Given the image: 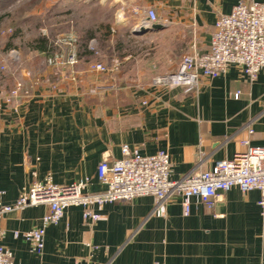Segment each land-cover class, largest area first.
I'll return each instance as SVG.
<instances>
[{"label": "crops", "instance_id": "0c3cea01", "mask_svg": "<svg viewBox=\"0 0 264 264\" xmlns=\"http://www.w3.org/2000/svg\"><path fill=\"white\" fill-rule=\"evenodd\" d=\"M241 1L264 0H40L52 10L47 22H61L68 7L78 39L77 78L72 68L48 64L0 75L2 93L17 75L38 79L34 85L29 78L31 96L13 104L0 95V200L14 203L33 182L48 178L58 185L88 178L86 191L101 192L98 166L105 156L121 158L125 144L144 155L167 151L173 179L232 159L247 149L245 140L264 147V68L251 80L231 64L223 75L202 76L190 91L153 83L186 54L209 51L218 18ZM98 5L111 17L80 28L83 8ZM147 8L156 10L162 28L139 31ZM82 39L90 53L81 50ZM91 40H100L97 50ZM93 62L111 71H93ZM260 197L259 190L234 187L208 208L194 196L186 214L180 195L162 204L139 196L95 205L96 221L84 218L82 206H71L47 227L42 252L15 236L40 227L48 211L45 204L28 206L0 219V244L13 252L14 264H264Z\"/></svg>", "mask_w": 264, "mask_h": 264}, {"label": "built area", "instance_id": "2783aa9c", "mask_svg": "<svg viewBox=\"0 0 264 264\" xmlns=\"http://www.w3.org/2000/svg\"><path fill=\"white\" fill-rule=\"evenodd\" d=\"M134 14L140 15V11L135 10ZM141 16L142 23L146 25L160 21L153 8L143 10ZM7 31L11 29L1 32L6 34ZM57 41H63L71 49L67 53L59 51L52 54L49 62L72 68V79H76L74 68L80 60L78 39L74 33H69L63 34ZM94 42L91 40L89 44L92 49ZM8 55L13 61H19L20 52L17 49H10ZM231 64L242 67L251 80H255L264 68V1H241L230 14L221 15L216 22L209 51L186 54L176 70L155 76L153 83L190 91L197 88L202 76L215 78L223 75ZM90 69L102 73L111 71L102 62L91 63ZM9 71L6 64L0 65V73L5 75ZM28 81V78L16 79L10 89L0 92L3 101L13 104L16 99L31 96V89L26 85ZM243 144L247 149L237 152L232 159L220 160L210 170H196L180 179L171 177L172 162L167 151L144 155L139 149L125 144L121 158L111 160L105 156L98 166L103 191H86L88 178L70 185L55 184L50 178L45 183L33 182L14 203L5 204L0 200V219L14 210L47 205L48 211L40 227L23 234L15 233L16 237L22 235L24 239L34 242L36 250L42 252L47 227L59 223L71 206H82L84 218L96 221L101 215L93 210L95 205L148 195L154 196L158 204H162L169 197L180 195L183 197L184 211L188 214L191 210L190 198L197 196L206 207L212 208L221 192L238 187L243 192L260 191L259 204L264 217V147L250 146L248 140ZM13 257V252L0 244V264H14ZM154 264L165 263L156 261Z\"/></svg>", "mask_w": 264, "mask_h": 264}, {"label": "rangeland", "instance_id": "374dc122", "mask_svg": "<svg viewBox=\"0 0 264 264\" xmlns=\"http://www.w3.org/2000/svg\"><path fill=\"white\" fill-rule=\"evenodd\" d=\"M36 9H38L37 12H33L36 11ZM62 10L61 22L53 23L51 20L47 22L45 19L52 13L51 8H42L40 6V0H0V65L6 64L11 70L9 72H13L15 75L21 74V72L19 73L20 70H18L21 68L24 69L37 64L54 65L49 62V57L52 54L58 53L59 51L67 53V51L71 49V46L63 43V41H57L63 34H69L73 31L69 25L70 20L68 18L70 14L68 12V7L66 6L62 8ZM88 10L89 11L85 13L83 8L81 17L78 20L80 28L88 21L91 25L98 26L101 24V20H104L105 17L110 18L112 14L111 10L108 8L103 9L99 5ZM9 29H11V31L2 34V30ZM58 31H60L61 34H58ZM53 32L57 33L53 36ZM40 37H45L49 43L48 49L44 53H39L36 49H33L34 45L37 44L36 40ZM99 41L100 40H95L94 42V49L96 50ZM12 48L20 52L19 61L10 59L8 51ZM100 57L101 55L95 52L92 58L94 61H98ZM56 61L57 60H55V62ZM0 75L4 74L0 73ZM26 77L28 79L34 78V76L27 75ZM14 78L13 83H15L16 79H23L20 75ZM37 80H33L34 85Z\"/></svg>", "mask_w": 264, "mask_h": 264}, {"label": "trees", "instance_id": "16d2710c", "mask_svg": "<svg viewBox=\"0 0 264 264\" xmlns=\"http://www.w3.org/2000/svg\"><path fill=\"white\" fill-rule=\"evenodd\" d=\"M36 43L34 45V48L35 49H39V50H43V51H46L48 49V40L45 38V37H40L36 40ZM80 47H81V50L83 51V53H87L88 50H87V40L86 39H83V43L80 42ZM90 53V52H88Z\"/></svg>", "mask_w": 264, "mask_h": 264}, {"label": "water", "instance_id": "95a60500", "mask_svg": "<svg viewBox=\"0 0 264 264\" xmlns=\"http://www.w3.org/2000/svg\"><path fill=\"white\" fill-rule=\"evenodd\" d=\"M163 26L161 24H147L145 26L140 27L139 31H144V30H148V29H154V28H162Z\"/></svg>", "mask_w": 264, "mask_h": 264}]
</instances>
